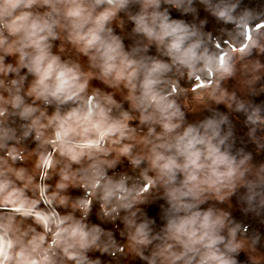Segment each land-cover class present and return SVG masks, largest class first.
Listing matches in <instances>:
<instances>
[{"label": "clouds", "instance_id": "obj_1", "mask_svg": "<svg viewBox=\"0 0 264 264\" xmlns=\"http://www.w3.org/2000/svg\"><path fill=\"white\" fill-rule=\"evenodd\" d=\"M0 264H264V0H0Z\"/></svg>", "mask_w": 264, "mask_h": 264}]
</instances>
